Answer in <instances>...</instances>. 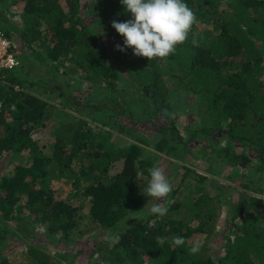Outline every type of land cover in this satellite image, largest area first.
<instances>
[{
  "label": "trees",
  "instance_id": "obj_1",
  "mask_svg": "<svg viewBox=\"0 0 264 264\" xmlns=\"http://www.w3.org/2000/svg\"><path fill=\"white\" fill-rule=\"evenodd\" d=\"M7 1L17 7V13L26 21L20 35L29 53L37 57V63L44 64L53 74L69 53H77V57H72L70 71L63 72L64 75L84 79L97 75V79L90 81L89 98L98 88L109 95L107 103L100 101L95 106L100 116L111 120L109 102L114 114L125 112L124 103L115 95L117 83L137 94L142 105L145 104L143 114L149 115L169 110L177 93L196 96L202 101L203 122L190 137L202 135L201 140H206L204 150L216 151L219 159L247 173L244 176L247 181L241 188L261 195L234 189L231 195H235L236 202L232 203L228 194L224 196L207 189L205 176L184 169L180 183L187 178L191 180L189 194L179 201L174 190L167 200L175 202L167 205L169 210L188 212L192 219L199 221L198 228L191 229L190 224L174 218L175 215L158 218L146 213L138 217L141 224L118 233V243L107 239L99 242L95 255L101 258L94 264H264V0H185L194 10L197 22L211 26V30L197 28L196 23L187 42L178 45L174 55L152 60L134 55L131 48L123 52L116 50V44L123 47L124 38L111 22L132 18L120 0H93L84 4L92 14L93 26H101L99 32L82 23L80 0ZM222 3L226 10L220 12ZM0 30L10 36L1 19ZM193 38L198 46L193 45ZM101 39L110 41L111 56ZM37 47L41 48L40 56L36 54ZM19 56L15 55L18 65ZM17 69L18 66L0 71V159L8 155L14 162L26 153L31 155V162L15 165L0 178V244L7 240L6 225L22 201L30 208L28 216L24 217L26 220L44 221L50 234L67 237L81 209L72 201L56 200L53 195L45 194L51 178L68 179L77 192L90 198L87 212L92 224L119 228L121 221L137 207L139 213H143L139 185L142 178L138 173L148 175V168L158 159L147 138L142 135L133 138L147 150L137 144L116 145L109 142V132L93 131L85 122L70 120L69 114L63 112L61 120L52 128L55 140L52 155L47 156L38 147L36 137L50 120L51 107L45 98L31 92L34 84L20 77ZM45 83L43 89L47 98L57 94L60 103L71 101V95L63 93L61 84H54L53 79ZM101 83L104 88L100 87ZM234 129H239V134H235ZM159 131L163 135L169 132L178 142L182 141L173 122ZM214 133L225 135V146L214 138ZM172 142L177 146L178 142ZM234 142L253 151L256 157L251 158L243 150L237 154L232 149ZM169 143L162 139L155 150L162 153H166V149L176 150L168 146ZM209 169L211 172L212 168ZM256 175L263 184L252 186ZM37 185H43V189H38ZM227 203L233 208L227 213L228 229L221 230L225 232L218 242L217 256L213 257L208 243L202 244L198 254L191 255L189 238L199 231L207 237L215 235L218 206ZM31 214L34 216L30 217ZM157 236L166 238L164 244H157ZM174 236L183 237L186 243L174 246L170 240ZM24 254L29 259L28 264H63L37 246L27 248ZM0 264L10 262L0 256Z\"/></svg>",
  "mask_w": 264,
  "mask_h": 264
},
{
  "label": "rangeland",
  "instance_id": "obj_2",
  "mask_svg": "<svg viewBox=\"0 0 264 264\" xmlns=\"http://www.w3.org/2000/svg\"><path fill=\"white\" fill-rule=\"evenodd\" d=\"M92 1L93 0H80V17L84 25L93 26V24H95L92 23L94 22L92 14L87 12V9L84 7V4L91 3ZM62 6L67 10L64 3H62ZM16 9L17 7H13L11 1L2 0L0 2V19L3 21V26L8 30V33H10L9 37H12L14 40L15 55H22V57L19 56V65L17 61L18 69L16 73L20 71V77L24 76L29 79V81L34 84L31 92L45 98L51 107V118L45 123V128L40 130L38 132L39 135L36 137L38 147L43 153L49 157L52 155V146L55 140L54 136L51 134L52 128L61 120L64 112L69 114L68 119H74V121L81 120L93 131L102 129L109 132V142H113L116 145L128 146L130 144H137L147 150L145 146L141 145L139 142L137 143L136 140L133 139L140 135L146 137L153 153L158 154L156 164L165 169L166 175L172 182L173 191L175 190L176 192V199L179 201L188 196V184L191 182V180L187 178L180 183L184 169H189L199 176H201V174L205 176L208 179V181H206V186H208L207 189L209 188L210 191L215 190L214 193H221L224 196L228 194L232 203L236 202L234 201L236 198L235 195H231L234 189H240L246 191L249 195L261 197L258 193L241 188L240 185L247 181V176L246 178L244 177L247 173H244L243 170H235L229 166L226 161L219 159L216 151L204 150L203 146H206V140H201L202 135H197L196 138L190 137V134L196 128L201 127L203 122L201 114L202 101L196 96L181 92L177 93L172 99L171 108L169 110L157 114L150 112L149 115L148 113L143 114L145 104L142 105L137 94H134L132 90L128 89L124 84L117 83L115 95L121 103H124L125 112L118 115L114 114L111 112L110 108L112 104L109 102L110 107L107 106V108L110 110L109 116H111V120L107 117L100 116L96 112L95 106L98 105L100 101L105 102L109 95L107 91L98 88L95 92H92V96L89 98L91 91L90 81H92V79H97V77H95L97 75L91 74L92 76L89 78L85 77V79L84 77H75L72 74L64 75L63 72L70 71L74 60H72V57H77V53H69L68 56L62 60L64 63L59 65L57 72H53V74L44 64L37 63V57L29 53L21 38L20 30L26 26V21L21 18V13H17ZM223 10H226L225 3H222L219 7L220 12ZM66 14L68 15L69 13ZM197 28H207V30H211V26L205 27L198 22ZM92 29L99 32L101 26L95 25ZM101 41L103 46L108 48L107 53L111 56L113 50L110 41L107 39H101ZM42 46L44 47L43 44ZM40 49L37 47L36 54L39 55L41 52ZM44 62L47 61L44 60ZM235 62H238V58L235 59ZM262 65L264 66V59ZM48 79H53L55 81L54 84H61L63 93L70 94V97H72L70 100L72 102L69 101L66 102V104L60 103L57 94L47 98L46 93L44 94L43 87L46 86L45 82ZM100 87L104 88V83H101ZM15 90H18V87H16ZM73 101H83V103H73ZM172 122L175 124V131L178 133L179 138L182 139L180 142H178L177 137L170 135L169 132L163 135L161 131H159L161 128L169 127ZM111 124L114 125L113 128L110 127ZM223 126H225V123ZM118 128L120 130H118ZM130 129L133 131L132 133L129 131ZM234 133L239 134V129H234ZM214 138L221 142V146L226 145L225 135L214 133ZM162 139L169 140L170 143L168 146H173L176 150L168 151V149H166V153L155 150V146ZM172 141L178 142L177 146L173 145ZM232 149H234L237 154H240L243 150L251 158L256 157L253 151L249 150L247 147L244 148L239 142H234L232 144ZM7 156L8 155H4L0 159V178L11 171L15 165H28V163L31 162V155L26 153L20 155L14 162H11ZM210 167L212 168L211 172L209 169ZM138 176L140 179L142 178L139 185L143 198V203L141 205L143 207V213H141V215L137 207L134 212L127 214L126 218L121 221L122 223L119 228H117V226L106 228L92 224V220L89 218L87 212L90 205V198H84L66 178L48 179V184L44 191L47 196L50 194L53 195L56 200L72 201L74 206H79L81 209V211H79V216L75 217L67 237L56 233L50 234V230L47 229V224L44 221L37 223L34 221L32 223L31 221L33 220L27 219L30 221L28 222L24 217L27 215L30 208L22 201L15 211L12 220L6 225L8 230L7 240L3 244H0V256L4 257L10 264H28L29 259L25 256L24 252L29 247L37 246L41 251L56 257L58 260H62L63 264H94L97 262V259L101 258L95 255V247L99 242L106 239V234L109 229L118 234L124 228L126 229L141 224L142 222L139 220V216H143L146 213L147 215H152L149 208L153 203V198L144 193L149 174L141 176L139 172ZM253 178L255 182L252 186H257L259 183L263 184V182H261L262 180H259V176L256 175L253 176ZM209 186H211V188ZM37 188L41 190L43 189V185H37ZM80 189H82V187ZM146 198L148 199L145 200ZM174 202V200L171 201L166 199L165 203L166 205L167 203L171 205L174 204ZM218 208L215 222V232L217 233L207 237V235L199 231L200 233L194 234L189 238V249L193 241L200 240L202 244L208 243L211 245L212 250H210V252H213L211 254L213 257L217 256L218 242L221 241V235L225 232L221 230L228 229L229 220H227V213L233 207L227 203L226 205L220 204ZM147 211H149V213ZM166 215L168 217L175 215L174 218L184 220L186 223L190 224L191 229L196 230L198 224H200L198 220L196 221L195 218L192 219V215L182 209L177 212L168 209ZM33 216V214L30 215V217ZM106 256L107 255H105V257ZM127 264L129 263L127 262Z\"/></svg>",
  "mask_w": 264,
  "mask_h": 264
},
{
  "label": "clouds",
  "instance_id": "obj_3",
  "mask_svg": "<svg viewBox=\"0 0 264 264\" xmlns=\"http://www.w3.org/2000/svg\"><path fill=\"white\" fill-rule=\"evenodd\" d=\"M125 9L131 13V19L125 22L113 20L112 27L123 39V47L116 44L115 48L123 52L131 48L133 54L148 60L167 58L174 55L178 45L187 42L193 25L197 23L194 10L185 0H120ZM194 46L198 41L193 38ZM149 179L144 193L153 198L149 211L152 215L163 217L168 213L166 199L173 191V185L165 169L158 164L148 168ZM106 239L118 243L120 236L108 230ZM157 244L162 245L165 237L157 236ZM171 243L183 246L186 241L181 236L170 238ZM202 242L195 240L189 252L195 256L200 252Z\"/></svg>",
  "mask_w": 264,
  "mask_h": 264
},
{
  "label": "built area",
  "instance_id": "obj_4",
  "mask_svg": "<svg viewBox=\"0 0 264 264\" xmlns=\"http://www.w3.org/2000/svg\"><path fill=\"white\" fill-rule=\"evenodd\" d=\"M14 40L0 30V71L11 70L17 66Z\"/></svg>",
  "mask_w": 264,
  "mask_h": 264
}]
</instances>
